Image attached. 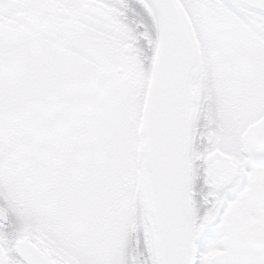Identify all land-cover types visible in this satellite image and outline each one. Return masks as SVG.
<instances>
[{
    "label": "snow or ice",
    "instance_id": "snow-or-ice-1",
    "mask_svg": "<svg viewBox=\"0 0 264 264\" xmlns=\"http://www.w3.org/2000/svg\"><path fill=\"white\" fill-rule=\"evenodd\" d=\"M0 264H264V0H0Z\"/></svg>",
    "mask_w": 264,
    "mask_h": 264
}]
</instances>
